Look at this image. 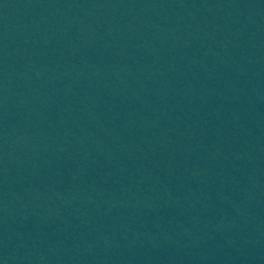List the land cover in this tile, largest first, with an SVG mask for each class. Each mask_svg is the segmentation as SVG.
Wrapping results in <instances>:
<instances>
[{"label": "water", "instance_id": "1", "mask_svg": "<svg viewBox=\"0 0 264 264\" xmlns=\"http://www.w3.org/2000/svg\"><path fill=\"white\" fill-rule=\"evenodd\" d=\"M0 264H264V0H0Z\"/></svg>", "mask_w": 264, "mask_h": 264}]
</instances>
